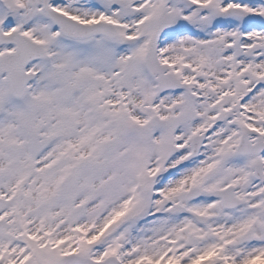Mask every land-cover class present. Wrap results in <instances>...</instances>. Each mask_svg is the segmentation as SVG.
Returning a JSON list of instances; mask_svg holds the SVG:
<instances>
[{"label": "snow or ice", "instance_id": "snow-or-ice-1", "mask_svg": "<svg viewBox=\"0 0 264 264\" xmlns=\"http://www.w3.org/2000/svg\"><path fill=\"white\" fill-rule=\"evenodd\" d=\"M0 264H264V0H0Z\"/></svg>", "mask_w": 264, "mask_h": 264}]
</instances>
